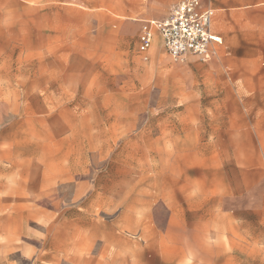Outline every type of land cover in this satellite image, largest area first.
Masks as SVG:
<instances>
[{
	"label": "rangeland",
	"instance_id": "obj_1",
	"mask_svg": "<svg viewBox=\"0 0 264 264\" xmlns=\"http://www.w3.org/2000/svg\"><path fill=\"white\" fill-rule=\"evenodd\" d=\"M177 1L0 0V264H264V85L233 71L264 0H206L210 62L144 60Z\"/></svg>",
	"mask_w": 264,
	"mask_h": 264
},
{
	"label": "built area",
	"instance_id": "obj_2",
	"mask_svg": "<svg viewBox=\"0 0 264 264\" xmlns=\"http://www.w3.org/2000/svg\"><path fill=\"white\" fill-rule=\"evenodd\" d=\"M201 3L202 0H180L168 8L163 18L142 22L137 48L143 59H148L146 53L158 35L162 50L174 61H183L190 55L209 61L213 46L222 40L211 31L214 11L201 8Z\"/></svg>",
	"mask_w": 264,
	"mask_h": 264
},
{
	"label": "crops",
	"instance_id": "obj_3",
	"mask_svg": "<svg viewBox=\"0 0 264 264\" xmlns=\"http://www.w3.org/2000/svg\"><path fill=\"white\" fill-rule=\"evenodd\" d=\"M165 1H167V2H174L176 0H165ZM179 1L180 0H178L177 2H179ZM177 2H175V3L171 4V5H167V6L162 7L161 8V14L159 16H156L154 18H147V19L141 20L140 26H139V28H138V30L136 32V49H137V51H138V48H137V44H138V34H139V30H140V27H141L142 22H144L146 20L161 19V18H163L166 15V11L168 10V8L171 7L172 5L176 4ZM211 5H212L211 4V1H209L207 3L206 0H202L201 8H203V9H212L214 11V17H213L212 24H211V31L213 33L217 34L221 38V40H222V37L214 30V27H213L216 8L213 7V6H211ZM222 45H223V40H222V43L221 44L214 45L213 46V51H214L213 56L211 57V59L209 61L204 62V63H208L211 60L217 58L218 48L220 46H222ZM148 53L159 54V55H162V53L163 54H166L162 50V47L160 45V37L158 35H155L154 36L152 46L147 51L146 55ZM147 58L149 59L148 55H147ZM227 66L229 67V65H227ZM229 70H231V68ZM242 70H245V86H253V87H258V88L263 87V85H264V68H262L260 64H258V65L257 64H254L253 65L252 63H245V67H242V66L239 65L236 69H233V71H235V72L237 71L238 74ZM240 79H241V77L238 75V77H236L234 80H240ZM249 99L251 101H257V100L259 101V100H262L264 98L260 94L259 95L258 94H252V95L247 96V98L245 97V101L246 100H249Z\"/></svg>",
	"mask_w": 264,
	"mask_h": 264
}]
</instances>
